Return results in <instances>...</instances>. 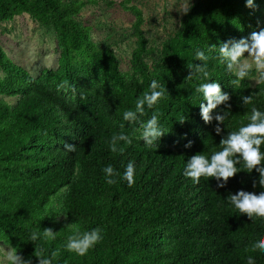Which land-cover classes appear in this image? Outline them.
<instances>
[{"label": "trees", "instance_id": "trees-1", "mask_svg": "<svg viewBox=\"0 0 264 264\" xmlns=\"http://www.w3.org/2000/svg\"><path fill=\"white\" fill-rule=\"evenodd\" d=\"M254 4L250 9L245 0H194L151 64L146 59L156 49L141 30L143 14L123 5L135 18L136 38L130 72H123L114 50L90 38L82 0H0V23L27 14L57 37L64 53L57 70L33 78L0 47V246L10 245L32 264L40 248L47 257L57 253L52 264H247L248 255L264 264V253L245 251L264 238V218L249 220L226 199L238 190H264L258 182L252 187L259 174L242 169L223 188L213 178L194 184L183 175L192 155L210 158L221 150V138L249 122L251 107L264 112V84L251 82L256 70L233 85L236 77L221 63L218 50L208 51L264 29V0ZM196 49L209 56L207 80L186 78L187 65L205 63L195 59ZM152 80L166 88L165 98L152 109L145 106L137 121H125L123 113L135 110ZM207 82L230 95V109L213 110V115L229 112L219 135L217 122L205 124L200 116L199 104L206 101L195 88ZM249 94L253 103L243 106L241 98ZM154 112L165 134L149 147L140 125ZM120 133L132 143L119 142L123 151L114 153L108 141ZM65 142L76 150L67 152ZM130 161L135 166L131 187L121 178ZM109 165L117 173L111 185L102 171ZM97 227L103 239L85 256L66 249L76 229ZM45 228L55 232L54 240L43 238ZM33 231L40 233L34 243L29 240Z\"/></svg>", "mask_w": 264, "mask_h": 264}, {"label": "clouds", "instance_id": "clouds-1", "mask_svg": "<svg viewBox=\"0 0 264 264\" xmlns=\"http://www.w3.org/2000/svg\"><path fill=\"white\" fill-rule=\"evenodd\" d=\"M191 0H178L176 10L181 15H187L192 8ZM245 7L255 9L256 5L254 0H245ZM183 26L182 24L180 25ZM218 50L219 59L221 63L226 65L229 73H232L236 78L231 81L233 85L238 86L240 81L249 76L250 71L255 68L257 72L256 83L264 84V29L253 31L248 37L241 38L238 41L229 39L226 42L216 45H211L208 48L209 52ZM247 53V60L244 54ZM195 59L205 62L202 65H187L190 69L187 79H192L197 76L202 79H209L210 73L207 70L206 61L209 56L203 50L196 49ZM67 86V81L62 82L57 86L60 90ZM168 92L166 88L159 84L156 80H152L149 91L137 98L135 102V110H127L123 113V119L130 123L137 121L139 116L144 115L145 106L152 109L161 99L165 98V93ZM195 92L202 94L203 101L199 104L200 116L205 124L211 123L213 120L217 122L214 129L217 135L222 132L220 127L224 120L228 117V111H220L213 115V110L218 106L224 105V109H230L231 105L228 104L230 95L223 92L221 85L216 82L200 83L196 86ZM253 95L249 94L241 98L243 106L251 105L253 103ZM249 121L246 125H242L236 131L228 132V134L221 138L219 144L221 150L215 151L211 157H206L203 154L192 155L186 162L183 170V175L191 179L194 184L200 182L201 177L213 178L217 183L218 188L226 186L228 180L233 178L242 169L251 173L253 170L259 174L258 181L253 180L252 187L257 186V182L261 189H264V152L261 151V146L264 145V112L258 110L255 106L251 107L250 115H247ZM186 118H182L180 123H184ZM142 131L140 133L141 139L145 145L152 147L154 142L161 138L165 132L159 126V114L154 112L149 120L141 123ZM123 141L127 145H131L132 140L129 136L120 133L113 134L108 141L110 151L117 152L123 151L118 148L119 142ZM191 141L185 144V147H190ZM64 149L67 152H74L76 146L74 144L64 143ZM241 165L242 168H238ZM105 174L106 183L109 185L116 183L112 177L117 173L112 166H106L102 169ZM125 180L129 187L135 183V166L133 162H128L125 171L121 177ZM228 203L233 206L241 215H246L249 220L254 217L264 218V190L258 194L244 190H238L235 194L227 196ZM102 230L97 227L89 231L80 232L76 229L72 235L67 238L65 245L66 249L70 252L83 257L88 251L93 248L97 243L101 242L103 236ZM43 238L45 240H54L55 232L51 228L43 230ZM40 238L38 231H33L29 236L31 242H36ZM6 245L5 243H3ZM0 246V254L4 264H32L31 259L25 260L19 255L15 248L10 245ZM44 249L40 248L35 251L37 264H52V258L56 257L57 253H51V257L44 255ZM246 252L260 251L264 253V238L256 240L249 248L245 249ZM247 264H255L252 255L247 256Z\"/></svg>", "mask_w": 264, "mask_h": 264}, {"label": "rangeland", "instance_id": "rangeland-1", "mask_svg": "<svg viewBox=\"0 0 264 264\" xmlns=\"http://www.w3.org/2000/svg\"><path fill=\"white\" fill-rule=\"evenodd\" d=\"M82 1L85 3L82 21L90 27V38L94 43L114 50L123 72H130V57L136 42L132 34L135 18L123 5L135 6L143 14L141 30L151 50L156 49L146 59L149 64L152 59L159 58L158 49L177 30L182 17L176 10L178 0ZM0 47L15 65L25 69L33 78L45 70H57L64 54L57 37L34 23L27 14L15 15L0 23ZM243 59H248L247 54ZM251 82L256 83V79ZM0 264H4L2 256Z\"/></svg>", "mask_w": 264, "mask_h": 264}]
</instances>
